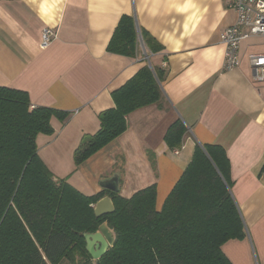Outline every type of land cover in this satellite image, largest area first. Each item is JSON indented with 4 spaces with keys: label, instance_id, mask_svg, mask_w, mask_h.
Wrapping results in <instances>:
<instances>
[{
    "label": "crops",
    "instance_id": "obj_1",
    "mask_svg": "<svg viewBox=\"0 0 264 264\" xmlns=\"http://www.w3.org/2000/svg\"><path fill=\"white\" fill-rule=\"evenodd\" d=\"M123 15L137 30L134 55L107 50ZM228 0H0V85L28 93L32 106L68 112L51 118L53 133L37 136V153L55 178L89 195L119 176V194L152 183L159 209L189 163L196 144H216L229 161V191L246 235L221 249L232 264H264V98L247 54L264 52L253 36L241 42L240 65L223 69L221 31L235 22ZM55 32L40 46L44 28ZM146 33L150 53L138 33ZM149 61L166 71L162 99L126 116V130L75 167L74 150L99 128L111 92ZM176 119L186 126L181 147L163 140Z\"/></svg>",
    "mask_w": 264,
    "mask_h": 264
},
{
    "label": "trees",
    "instance_id": "obj_2",
    "mask_svg": "<svg viewBox=\"0 0 264 264\" xmlns=\"http://www.w3.org/2000/svg\"><path fill=\"white\" fill-rule=\"evenodd\" d=\"M138 33L150 53L159 51V44ZM136 47L135 21L123 15L107 50L134 55ZM165 76L162 66L149 61L111 92L113 106L98 114L99 128L74 150L75 167L121 135L130 112L160 106ZM67 116L32 106L26 91L0 85V264H89L83 233L104 221L116 237L96 264H232L221 246L244 238L246 231L229 191V161L221 146L195 145L159 209L155 183L129 197L107 189L86 195L66 178H55L37 153V136L53 133L51 118ZM186 129L180 119L173 121L163 136L166 145L180 148ZM104 195L114 211L96 216L93 206Z\"/></svg>",
    "mask_w": 264,
    "mask_h": 264
},
{
    "label": "built area",
    "instance_id": "obj_3",
    "mask_svg": "<svg viewBox=\"0 0 264 264\" xmlns=\"http://www.w3.org/2000/svg\"><path fill=\"white\" fill-rule=\"evenodd\" d=\"M229 6L235 11V22L224 28L219 40L224 46L223 69L231 70L240 65L239 47L243 40L253 36L264 37V0H228ZM55 37L51 28H44L41 32L40 46H47ZM150 53L143 49V59L149 64ZM251 68L253 83L261 88L264 98V52L247 54ZM165 62L162 63L164 67Z\"/></svg>",
    "mask_w": 264,
    "mask_h": 264
},
{
    "label": "water",
    "instance_id": "obj_4",
    "mask_svg": "<svg viewBox=\"0 0 264 264\" xmlns=\"http://www.w3.org/2000/svg\"><path fill=\"white\" fill-rule=\"evenodd\" d=\"M99 185L102 189L119 192L118 174H113L100 180ZM93 211L96 216L113 212L114 205L111 198L108 195H104L98 199L93 206ZM83 237L85 239V250L91 257L89 264H96L97 260L113 245L116 234L108 223L104 221L94 232L83 233Z\"/></svg>",
    "mask_w": 264,
    "mask_h": 264
},
{
    "label": "rangeland",
    "instance_id": "obj_5",
    "mask_svg": "<svg viewBox=\"0 0 264 264\" xmlns=\"http://www.w3.org/2000/svg\"><path fill=\"white\" fill-rule=\"evenodd\" d=\"M253 40H254L255 42L258 41V42H262V43H264V39L254 38ZM65 264H66V263H65Z\"/></svg>",
    "mask_w": 264,
    "mask_h": 264
}]
</instances>
